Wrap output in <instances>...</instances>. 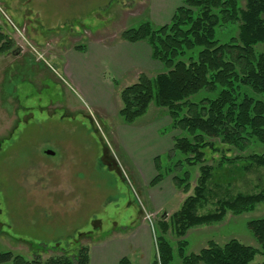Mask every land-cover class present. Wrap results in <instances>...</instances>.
Returning <instances> with one entry per match:
<instances>
[{"label": "rangeland", "instance_id": "obj_1", "mask_svg": "<svg viewBox=\"0 0 264 264\" xmlns=\"http://www.w3.org/2000/svg\"><path fill=\"white\" fill-rule=\"evenodd\" d=\"M124 1L134 0H0V29L13 41L12 50L0 53V254L12 253L27 261L40 255L46 261L58 254L53 250L58 242L65 245L83 234L82 245L98 248L112 241L107 239L127 238L138 231L141 219L155 242L158 222L178 212L194 193L199 170L190 192L184 194L175 187L172 175L151 185L159 174L156 167L148 178L147 164L135 160L146 162L159 149L147 148L142 154L138 150L147 144L141 132L153 125L168 136L167 154L173 149L181 132L172 129L166 110L153 103L146 115L127 125L119 115L120 93L130 84L122 80L111 90L87 77V68H73L76 78L64 67L76 45L72 38L86 39L87 31L95 35L109 24V29L118 31L120 26L114 23L123 16L111 15ZM128 6L132 14L135 7ZM124 17L130 18L120 24L126 29L148 21ZM117 35L121 39V33ZM85 44L84 40L79 45ZM161 72L163 68L147 75L153 78ZM216 145L224 151L228 148ZM250 150L242 155L251 154ZM207 154L208 164L215 168L213 183L222 187H212L219 195L204 203L201 215L215 211L219 199L264 191V168L248 166L246 173L243 163L221 168L222 154ZM236 155L235 150H227V156ZM160 163L165 175L172 167L166 154ZM147 193L159 202L166 195L167 208L151 209L158 202ZM263 217L261 205L253 213H229L222 223L192 229L185 237L186 253L198 254L210 242L222 246L233 239L258 248L248 224ZM168 239L175 248L171 264H182L175 231ZM263 261L258 255L252 264Z\"/></svg>", "mask_w": 264, "mask_h": 264}, {"label": "trees", "instance_id": "obj_2", "mask_svg": "<svg viewBox=\"0 0 264 264\" xmlns=\"http://www.w3.org/2000/svg\"><path fill=\"white\" fill-rule=\"evenodd\" d=\"M120 38L131 44L147 43L153 60L163 68L153 78L142 74L136 84L121 91L119 115L123 122L134 124L154 103L167 111L172 129L181 132L166 154L172 167L164 175L161 157L156 158L159 174L151 185L172 175L175 187L188 194L194 173L200 172L193 195L168 220L158 222L157 254L152 264L174 261L175 248L168 239L173 231L182 264H252L258 255L264 259V217L248 224L258 248L233 239L222 246L210 242L198 254L188 255L185 240L192 229L222 223L229 213H253L264 205V191L240 193L219 199L213 212L199 213L211 196L219 195L214 188L222 187L213 183L215 168L208 164V151L222 154L221 168L227 163H243L245 173L249 167L264 168V0H245V4L243 0H182L169 24L156 26L146 21L138 28L126 29ZM84 48L80 45L76 50ZM12 49V39L0 29V53ZM216 143L238 155L227 156V150ZM255 147L262 151H254ZM247 150L251 154L242 155ZM81 236L65 245L58 242L53 248L58 254L46 261L40 255L27 261L4 253L0 262L90 264V248L81 244ZM120 264L132 263L125 258Z\"/></svg>", "mask_w": 264, "mask_h": 264}, {"label": "crops", "instance_id": "obj_3", "mask_svg": "<svg viewBox=\"0 0 264 264\" xmlns=\"http://www.w3.org/2000/svg\"><path fill=\"white\" fill-rule=\"evenodd\" d=\"M181 2L182 0L124 1L120 8H116L115 12H112L111 16H123L122 19L116 18V23H114L115 26H120L117 28V32L120 33L127 28V25L120 24L122 22L125 24L130 20L129 17L124 16L145 17L153 24L162 26L170 23L176 9L181 6ZM129 3H132L133 7H135V11L132 14V7L128 6ZM114 25L111 26L113 27ZM108 27L107 30H100L95 35L87 31L85 34L86 39L72 38L76 45L70 52L72 54L65 58L64 62V67L70 77L74 76L78 78L79 76L73 68H87V77L91 76L101 83L110 86L111 90H115V84H118L122 80H125L131 86L138 82L142 74L154 72L162 68L160 63L153 60L151 47L147 43L131 44L122 41L118 38L117 32H113ZM79 40L80 43L84 42V40L86 42L85 48L82 51L76 50V47L80 46ZM146 129L148 132H141V136H147V144L138 150L142 154L147 148L159 147V149L155 153H152L146 162L135 160L137 163L147 164V176L149 178L153 174L155 159L162 157L163 154H167L168 145L167 141L164 140H168V136L166 138L162 136L161 131L155 129L154 125ZM154 134L156 135L154 136ZM147 194L155 203L158 202V204H152V207L150 206L151 209L154 207V210L157 211L158 207L162 209L167 208L166 195L163 196V199L159 197L161 199L159 202V200H156L158 199L157 197H152L149 193ZM141 222L142 225L139 227V230L133 234L131 233L127 238H119L117 236V238L107 239L108 241H112L106 242L103 245L101 244L98 248L92 249L89 247L90 264H120L125 258H128L132 264H152L157 254L156 242L153 240L150 227L142 219Z\"/></svg>", "mask_w": 264, "mask_h": 264}, {"label": "built area", "instance_id": "obj_4", "mask_svg": "<svg viewBox=\"0 0 264 264\" xmlns=\"http://www.w3.org/2000/svg\"><path fill=\"white\" fill-rule=\"evenodd\" d=\"M146 219H147V221L151 224V227L154 229V225H153V217H152V215L148 214V215L146 216Z\"/></svg>", "mask_w": 264, "mask_h": 264}]
</instances>
